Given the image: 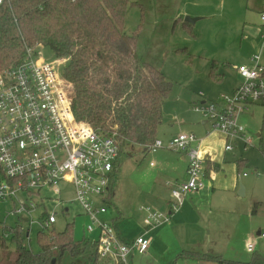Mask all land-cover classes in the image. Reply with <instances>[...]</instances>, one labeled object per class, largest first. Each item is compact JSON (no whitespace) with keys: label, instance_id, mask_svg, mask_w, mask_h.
Masks as SVG:
<instances>
[{"label":"rangeland","instance_id":"374dc122","mask_svg":"<svg viewBox=\"0 0 264 264\" xmlns=\"http://www.w3.org/2000/svg\"><path fill=\"white\" fill-rule=\"evenodd\" d=\"M129 1L133 5L127 10L124 34L131 36L138 32V44L135 51L137 56L161 71L173 85L164 103L163 124L158 134H163L170 125L174 124L172 126L174 127L182 124L188 128L186 131L188 133L181 134H194L200 139L198 132L204 130L202 122L206 119L194 108L203 101L201 94L209 98V90L214 87L215 91V88L219 86L218 82L209 77L210 68L216 62L215 65L219 66L218 68L224 69L219 62L238 56L243 38V31H241L243 22L251 18L257 20L258 15L252 10L264 4V0ZM183 9L190 12L189 15H196L180 17L182 13L178 11ZM175 15L181 18V22H185L187 18L198 19L192 27L193 31H185L184 23L182 25L177 23L174 26ZM140 26L142 29L137 31ZM39 52L42 59L47 62L60 61L57 71L59 73L63 71L65 61L58 60L52 49L41 47ZM246 114L250 116L249 126L243 127L253 146L244 151L241 145L235 153L231 154L230 159H225L222 164L225 170L219 172V177H224V174L232 177L240 174L238 176L240 178L246 173L249 176L247 180L244 179L250 187L248 193H245V196L240 195L241 186L244 190L246 188L244 183H238L237 187L235 186L226 194H222L218 187L210 190L211 199L207 198L208 194L203 195L202 200L205 204L199 205V212H194L193 218L186 222L189 224H183L181 227L176 224L174 228H165L160 236L157 235L156 233L171 223L169 220L158 227L159 230L154 228V231L157 229L156 232H153V229L148 231V234L154 233V241L158 243L151 260H145L144 256L135 252L134 258L129 257L127 264H150L148 261L154 262L156 258L160 262L158 264H216L179 259L185 250H192L189 247V241L198 239L204 231L210 235L206 246L211 256H219L225 261L240 263H250L255 254L264 256V239L257 235L260 230L264 233V110L257 104L252 106ZM206 128L209 134L212 133L210 124ZM162 155L160 152L146 151L145 147L132 144H128L120 155L116 180L113 184L115 197L105 204L108 215L117 219L116 230L122 242L129 243L128 241L131 242L147 233L142 226L146 213L141 209L151 208L158 212L153 205V203L156 205L159 203L156 198L158 187L168 188L166 186L168 181L172 183V180L157 173L163 161ZM169 156H171L170 153ZM242 158L246 162L238 173L237 163ZM3 180L4 173L0 168V184ZM60 190L63 192L60 197L64 202L63 208L56 209V203L51 201L45 204L49 213L58 214L57 223L54 225L56 231L63 232L67 224L74 223V238L78 241L85 239L87 242V248L79 258H74L66 252L60 264H90L91 257L96 252L95 242L98 240V234L85 231L90 221L85 216L84 209L74 201L73 186L62 182ZM234 192L236 196L232 194ZM45 196L51 197L52 194L46 193ZM19 197L25 200L24 196L19 195ZM16 207L18 208V203L10 199L0 201V260L1 239L4 238L3 228L20 227L25 237L27 231L31 229L27 218L12 215ZM67 209L69 214L64 215L63 211ZM42 212L36 214L37 222L42 218ZM159 213L167 216L161 211ZM104 222L109 221L104 220ZM40 230V227H34L30 236L31 242L28 243L26 238L24 241V245L34 253H39L40 250L37 243V234ZM248 244H253L255 248L253 252L248 251ZM7 245L10 252H15L14 243L7 240Z\"/></svg>","mask_w":264,"mask_h":264},{"label":"built area","instance_id":"2783aa9c","mask_svg":"<svg viewBox=\"0 0 264 264\" xmlns=\"http://www.w3.org/2000/svg\"><path fill=\"white\" fill-rule=\"evenodd\" d=\"M4 1L0 0V5ZM260 21L264 51V11ZM40 48H26L22 63L0 73V168L4 173L0 201L10 199L18 203L12 215L28 219L31 229L27 231L26 239L30 243L34 227L52 229L57 223L58 214L49 213L45 204L51 201L56 203V209L63 208L60 183L69 184L74 189V201L84 209L90 221L85 231L98 234L95 246L99 257L127 264L135 252L145 254L150 242L145 236L130 243L122 242L114 223L100 219L106 214L105 203L112 195L111 177L118 162L119 145L113 137L75 119L68 86L57 71L60 61L43 60ZM237 71L242 79L239 88L194 109L215 131L227 139L241 140L247 150L252 147V141L238 118L250 104L264 108L261 53L251 58V66L242 65ZM147 149L151 152L167 149L187 157V180L172 188L171 211L179 210L187 195L206 187L205 158L195 135L178 134L167 144L158 139ZM225 150L233 151V146L227 145ZM46 193L52 196L46 197ZM40 211H43L42 218L37 222L35 217ZM141 211L146 213L143 224L147 231L169 221V217L151 208ZM66 213L68 211L64 210L63 214ZM259 237L264 238V233ZM4 238H9V234L4 233ZM248 246V251L253 252V244Z\"/></svg>","mask_w":264,"mask_h":264},{"label":"trees","instance_id":"16d2710c","mask_svg":"<svg viewBox=\"0 0 264 264\" xmlns=\"http://www.w3.org/2000/svg\"><path fill=\"white\" fill-rule=\"evenodd\" d=\"M131 5L129 0H6L0 5V73L22 63L28 47L52 49L58 60L65 61L60 74L68 86L75 119L113 137L119 145L118 159L128 144L148 151L158 140L163 106L173 86L161 71L137 56L138 32L124 34ZM183 28L193 31L187 23ZM207 164L219 169L211 162ZM237 164L239 172L244 161ZM117 168L118 162L112 186ZM74 225L67 224L63 232H57L54 226L40 230L39 253L24 245L26 237L20 227H4L9 238L1 239L0 264H60L66 252L79 258L87 242L74 238ZM7 240L16 245L15 252L9 251ZM179 259L264 264V256L259 254L253 255L250 263L196 252H184ZM90 264L124 263L102 259L96 251Z\"/></svg>","mask_w":264,"mask_h":264},{"label":"crops","instance_id":"0c3cea01","mask_svg":"<svg viewBox=\"0 0 264 264\" xmlns=\"http://www.w3.org/2000/svg\"><path fill=\"white\" fill-rule=\"evenodd\" d=\"M263 8H264V4H261L252 10L253 13L255 12L258 15L257 20H253L251 18V19L245 20V23L243 22V25L241 28V31H243V38H242L241 45H240L241 51L238 54V56H236V57L231 56L232 58H228V59L223 60L222 62H219L220 64L223 65L224 69L218 68L219 66L215 65L216 62L211 66V68H210L211 71L209 72V77H211L212 80L218 82L219 86L215 88V91H214V87H212L211 90H209V95H210L209 98H207L204 94H202L201 98H203V101L200 104L205 103V102L215 101L222 94H231L237 88H239V86L242 82V79L239 76V74L237 73L238 72L237 68L242 66V65L251 66V58L255 54L261 53V64L264 65V51H262V38H261L262 24L260 21V15L264 11ZM178 12L182 13L180 17H186V16L194 17L196 15V14H190L189 15L188 13H190V12L186 11L185 9L180 10ZM180 19H179V17L177 18L176 15H175V17H173V21L175 22L174 26H176L177 23L178 24L180 23L181 25L183 23H185V22H181ZM145 21H146V19H145ZM189 25H191V24H189ZM191 26L193 27V25H191ZM227 68H229V69H227ZM254 105H257V104L248 105L247 108L242 112V114L239 115L238 119H239L240 125H242L244 127L249 126L250 116H249V114L247 115L246 113ZM258 106H261V105L258 104ZM263 110H264V108H263ZM163 111H164V106H163ZM202 124L204 125L205 131L199 130L198 133H199L200 139L197 137L196 138L199 140V146L201 149V153H202L203 157L205 158V165H206L205 167L206 168H204V180L206 181L205 182L206 187L199 192L192 193V195L191 194L187 195V197H185V199L183 201L181 208L176 212L171 211V206L173 204L172 203V201H173L172 197L173 196H171V190L176 185L181 184L187 180V167H188L187 157L185 156L184 153L173 152V151H170L167 149L159 150V151L155 152V153L160 152V154H163L161 156L163 159V161H161V167L157 171L158 175L160 174L161 176H165V177H167V179L172 180V183L171 182L169 183V181H168V185L166 184V186H168V188L167 187H161V188L158 187V191L156 192L157 193L156 198H157V201L159 203L157 205L155 203H153V205H155V207H156V210H158V212L161 211V212L165 213V215H167L169 217V220L171 221V223L168 226L164 227L162 230H160V232L156 233L159 236L161 235V231H163L165 228H169V229L174 228L176 224L178 227H181L183 224H189L186 222H188L190 220V218L191 219L193 218L194 212H199V210H200L199 205L205 204V202H203V200H202L204 198L203 195L208 194L207 198L211 199L212 196L209 194L210 190H212V189L215 190L216 187H218V189L220 190V192L222 194H226V192H231L235 186L237 187L238 183H240V184L244 183L246 185L245 193L247 194L249 191L250 187H249V185L247 186V184L245 183V182H247L245 180H247L249 178L248 175L246 177L242 176L243 179H242V177H240V178L238 177L240 174H238V176H237V174L235 176L233 175V177L230 175L224 174V177H222V178L219 177V172L221 170H223V168H224V166H222V164L224 163L225 159H230L231 154L235 153L240 148L241 145H242L243 150H244V143L241 142V140L239 141V140L227 139V138H225V136H223V134H220L219 132L215 131L213 128H212L213 129L212 133L209 134L208 133L209 130L206 127L210 123L207 121H203ZM173 125H170L169 129L164 130L163 134H161V135L158 134V139L163 141L165 144H167L174 136H176L178 134L188 133V132H186V131H188V128L185 125L180 124L178 126L172 127ZM205 133H208V134L205 135ZM227 145H232L233 151H226L225 147ZM252 146H253V142H252ZM244 151H246V150H244ZM167 152H169L171 154V156H169V153H167ZM239 161H244V163L246 162V160H244V158L240 159ZM208 162H211L214 166L218 167L219 169L216 171L212 168H209L208 164H207ZM237 162H238V160H237ZM118 167H119V159H118ZM224 170H223V172H224ZM237 170H238V168H237ZM117 171H118V168H117ZM207 182H208V185H207ZM213 194H215V192H213ZM232 194H234L236 196L235 192ZM114 197H115V194L112 191V195L110 196V200L113 199ZM67 211L69 214L68 209H67ZM235 211H238V210H235ZM238 213L241 214L239 211H238ZM108 216L109 215H108V209H107L106 214L101 215L100 219L102 218L103 221L105 220V221H109V222L114 223L115 228H117V225H118L117 219H115L114 216H111V217L110 216L108 217ZM142 226L144 227V224H142ZM157 229L159 230V228H157ZM157 229H156V231H157ZM154 230L155 229H153L152 231L156 232ZM149 231H151V230H149ZM116 232H117V230H116ZM146 232L147 233H145L144 235H141V236L142 237L145 236L146 238L149 236V238H147L148 240L150 239L149 240V242H150L149 249L145 254H143V255L138 254V255L144 256L145 260H151L153 255H154V251L157 249L158 243L154 241V238H153L154 233L153 232H152V234L151 233L148 234V231H146ZM260 232H261V230H260ZM209 238H210V235L206 231L202 232V234L199 236L198 239H194V241H191V240L189 241V244H190L189 247L192 248V250L189 249V250H185L184 252H196V253H200V254H209V252L207 250L208 248L206 246V243L209 242ZM262 239H264V238H262ZM128 242L130 243V241H128ZM131 258H134V256L132 255ZM109 260H113V259L110 258ZM153 261L154 262H151V261H148V262H150V264L160 263L157 258ZM192 261H195L198 263L199 262H206V261H196V260H192Z\"/></svg>","mask_w":264,"mask_h":264},{"label":"water","instance_id":"95a60500","mask_svg":"<svg viewBox=\"0 0 264 264\" xmlns=\"http://www.w3.org/2000/svg\"><path fill=\"white\" fill-rule=\"evenodd\" d=\"M198 19H193V18H187L185 22H187L188 24L194 25L195 23H197ZM240 195L241 196H245V190L244 188L241 186V191H240ZM260 231L257 233V235H260Z\"/></svg>","mask_w":264,"mask_h":264}]
</instances>
